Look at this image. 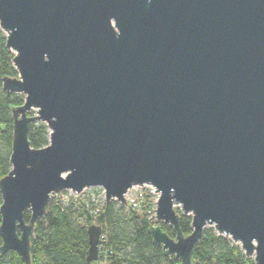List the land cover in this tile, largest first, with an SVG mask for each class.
<instances>
[{"label": "water", "instance_id": "obj_1", "mask_svg": "<svg viewBox=\"0 0 264 264\" xmlns=\"http://www.w3.org/2000/svg\"><path fill=\"white\" fill-rule=\"evenodd\" d=\"M0 29L19 74L3 89L25 97L0 180V256L33 263L54 194L101 188L126 205L149 185L176 233L149 228L165 256L193 264L212 227L264 264V0H0ZM35 122L50 131L41 149ZM87 231L93 264L103 228Z\"/></svg>", "mask_w": 264, "mask_h": 264}, {"label": "trees", "instance_id": "obj_2", "mask_svg": "<svg viewBox=\"0 0 264 264\" xmlns=\"http://www.w3.org/2000/svg\"><path fill=\"white\" fill-rule=\"evenodd\" d=\"M6 34L0 29V180L11 171L10 157L13 144L14 120L12 109L22 106L25 97L8 94L3 89L5 77L18 78L13 65L14 54L6 47ZM34 113L31 114L33 116ZM50 131L43 122L32 124L29 141L33 148L49 145ZM95 191V190H93ZM2 196L0 194V207ZM180 228L185 236L192 234V217L183 215L179 208ZM152 212L142 209L132 212L126 205L112 201L104 204L103 213L95 220L84 205H67L53 199L41 217L32 235V264H86L89 249L88 227L98 224L103 228L104 240L100 243L99 260L93 264H180L174 256H165L150 234ZM31 213H25L28 223ZM0 215V224H1ZM170 237L176 233L173 227L156 223ZM0 237V247L2 245ZM0 264H23L18 254L9 251L0 256ZM193 264H255L247 258L241 247L231 239L217 234L207 227L196 244Z\"/></svg>", "mask_w": 264, "mask_h": 264}, {"label": "built area", "instance_id": "obj_3", "mask_svg": "<svg viewBox=\"0 0 264 264\" xmlns=\"http://www.w3.org/2000/svg\"><path fill=\"white\" fill-rule=\"evenodd\" d=\"M125 198L127 201L126 207L132 212H138L142 209L150 210V213L152 212L150 220L153 222L152 225H156L158 195L153 187L149 185L134 187L128 191ZM53 199L58 200L65 205L70 201H72L75 206L84 205L95 220H97L101 213H103L104 204H106L105 192L101 188H89L82 193H75L70 190L62 191L54 194L52 200ZM104 238V235H102L100 243ZM100 246L101 245H99V249Z\"/></svg>", "mask_w": 264, "mask_h": 264}, {"label": "rangeland", "instance_id": "obj_4", "mask_svg": "<svg viewBox=\"0 0 264 264\" xmlns=\"http://www.w3.org/2000/svg\"><path fill=\"white\" fill-rule=\"evenodd\" d=\"M93 225H98V224H93ZM99 226V225H98Z\"/></svg>", "mask_w": 264, "mask_h": 264}, {"label": "bare ground", "instance_id": "obj_5", "mask_svg": "<svg viewBox=\"0 0 264 264\" xmlns=\"http://www.w3.org/2000/svg\"><path fill=\"white\" fill-rule=\"evenodd\" d=\"M126 196V195H125Z\"/></svg>", "mask_w": 264, "mask_h": 264}]
</instances>
